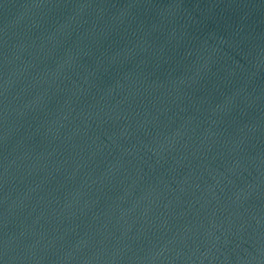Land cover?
I'll return each instance as SVG.
<instances>
[{"label": "water", "instance_id": "95a60500", "mask_svg": "<svg viewBox=\"0 0 264 264\" xmlns=\"http://www.w3.org/2000/svg\"><path fill=\"white\" fill-rule=\"evenodd\" d=\"M0 264H264V0H0Z\"/></svg>", "mask_w": 264, "mask_h": 264}]
</instances>
